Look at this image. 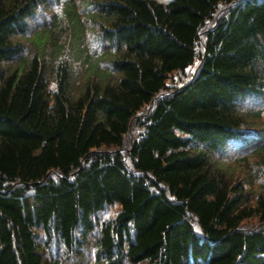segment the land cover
Here are the masks:
<instances>
[{"label": "trees", "instance_id": "trees-1", "mask_svg": "<svg viewBox=\"0 0 264 264\" xmlns=\"http://www.w3.org/2000/svg\"><path fill=\"white\" fill-rule=\"evenodd\" d=\"M263 103L264 0H0V264H264Z\"/></svg>", "mask_w": 264, "mask_h": 264}, {"label": "rangeland", "instance_id": "rangeland-1", "mask_svg": "<svg viewBox=\"0 0 264 264\" xmlns=\"http://www.w3.org/2000/svg\"><path fill=\"white\" fill-rule=\"evenodd\" d=\"M49 22H50V18L47 15H45L44 13H40V14H38L37 17L35 16V18L32 21L33 28L46 26ZM196 65H197V63L195 65H193L191 68L187 69L185 74L173 73L171 75L172 84L173 85L182 84L184 82V80L188 79L194 73ZM77 81H79V79ZM263 104H261V108L262 109H264V105ZM262 123H263V126H264V110H263V114H262ZM257 128H260L261 131L263 130L261 126H258ZM262 132L260 133L261 136H259V141H261L262 138H264V132L263 133ZM251 147H249V148H251ZM230 148L232 149V151L229 152V156L227 157V158H230V159L226 160L228 165L233 166L235 163H237V161L239 159H241V158H243V157H245L247 155L246 152H245V149H239V147H236V143L233 144L232 147H230ZM234 167H235V171H236L235 174L236 175H243L242 169H240L239 167H237L235 165H234ZM252 222L254 223V220H252Z\"/></svg>", "mask_w": 264, "mask_h": 264}]
</instances>
